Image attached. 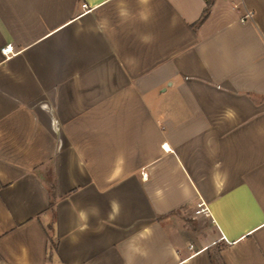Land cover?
Listing matches in <instances>:
<instances>
[{"label":"crops","instance_id":"obj_1","mask_svg":"<svg viewBox=\"0 0 264 264\" xmlns=\"http://www.w3.org/2000/svg\"><path fill=\"white\" fill-rule=\"evenodd\" d=\"M117 2L0 0V264H264V0Z\"/></svg>","mask_w":264,"mask_h":264},{"label":"clouds","instance_id":"obj_2","mask_svg":"<svg viewBox=\"0 0 264 264\" xmlns=\"http://www.w3.org/2000/svg\"><path fill=\"white\" fill-rule=\"evenodd\" d=\"M105 2L107 3L108 0H105ZM137 3L139 5L138 11L133 13L127 5V0H118L116 4V8H117V16L121 25L127 24L130 21H134L137 18L139 22L145 24L149 23L153 19V17L155 16V11L151 7L152 0H137ZM110 27H111L110 21L107 18H103L97 22L95 30L101 34H104L106 29ZM139 39L142 44L151 45L155 42L156 37L152 33H145L141 35ZM221 115L223 120L233 121L236 119L237 114L236 111L231 107H226ZM211 178H212L213 186L216 189L221 190L223 189L224 186L227 185L230 178V173L227 169L223 167L222 162H217L213 166ZM110 208L111 211L108 214L109 218L116 219L120 215V211H121L120 202L116 199L111 200ZM75 212H76L77 224L69 237V242L72 244L79 243V236H77L75 233L87 232L89 229L90 218L99 216L100 214L99 207L96 205H91L90 209H83V208L76 209ZM129 251L131 254L125 257L126 264H136V257L145 254L144 252H142L140 247H138L135 243L131 241L129 243Z\"/></svg>","mask_w":264,"mask_h":264},{"label":"built area","instance_id":"obj_3","mask_svg":"<svg viewBox=\"0 0 264 264\" xmlns=\"http://www.w3.org/2000/svg\"><path fill=\"white\" fill-rule=\"evenodd\" d=\"M83 7H84V8H88V4H87V3H83ZM248 16H250V13H248L247 17H248ZM14 48H15V46H14L13 44H9V45H6L5 47H3L2 50H3V52H4L5 54H8V53L13 52ZM198 212H199V213L202 212V213H205V214H207V215L210 214L209 211H208V208H207V205H206L205 202H201V203H199V209H198ZM221 238H224V236L222 235Z\"/></svg>","mask_w":264,"mask_h":264},{"label":"trees","instance_id":"obj_4","mask_svg":"<svg viewBox=\"0 0 264 264\" xmlns=\"http://www.w3.org/2000/svg\"><path fill=\"white\" fill-rule=\"evenodd\" d=\"M213 3H214V0H207L206 8L202 14V17H201L199 23H203L206 20V18L208 17V15L210 13V10H211Z\"/></svg>","mask_w":264,"mask_h":264},{"label":"snow or ice","instance_id":"obj_5","mask_svg":"<svg viewBox=\"0 0 264 264\" xmlns=\"http://www.w3.org/2000/svg\"><path fill=\"white\" fill-rule=\"evenodd\" d=\"M165 148H167V145H165Z\"/></svg>","mask_w":264,"mask_h":264}]
</instances>
